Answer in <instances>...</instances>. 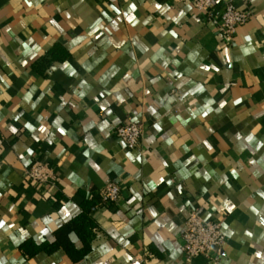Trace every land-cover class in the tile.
<instances>
[{
    "label": "crops",
    "instance_id": "obj_1",
    "mask_svg": "<svg viewBox=\"0 0 264 264\" xmlns=\"http://www.w3.org/2000/svg\"><path fill=\"white\" fill-rule=\"evenodd\" d=\"M229 4L251 13L233 42L190 1L0 0V264H264V0ZM40 164L54 184L26 178ZM88 204L90 251L49 252ZM195 210L218 263L181 252Z\"/></svg>",
    "mask_w": 264,
    "mask_h": 264
},
{
    "label": "built area",
    "instance_id": "obj_2",
    "mask_svg": "<svg viewBox=\"0 0 264 264\" xmlns=\"http://www.w3.org/2000/svg\"><path fill=\"white\" fill-rule=\"evenodd\" d=\"M190 1L199 10L204 12L208 21L215 25L218 31L233 42L239 27L246 25L251 13L239 10L233 4L225 7L222 13L216 12L217 0H184ZM116 136L125 144L128 150L139 147L143 136V125L130 122L116 129ZM26 178L42 185L54 184L57 180L54 170L45 165H36L30 168ZM122 188L118 183L111 182L101 193V205L116 204L121 198ZM181 252L188 260L205 258L218 263L226 245V237L221 224L205 220L198 210L192 211L184 226L182 234Z\"/></svg>",
    "mask_w": 264,
    "mask_h": 264
},
{
    "label": "trees",
    "instance_id": "obj_3",
    "mask_svg": "<svg viewBox=\"0 0 264 264\" xmlns=\"http://www.w3.org/2000/svg\"><path fill=\"white\" fill-rule=\"evenodd\" d=\"M55 55V54H53ZM52 55V56H53ZM87 210H85L84 214L82 215L80 221L75 222L73 225H69L64 227L58 233V240L57 243L52 246L48 247V251L51 252L53 250L62 247L68 253V255L75 261L78 262L83 259L84 255L90 251V242H87L90 236H92V232L95 229V225L92 219L89 216V212L94 208V205L88 204L86 206ZM72 232L78 233L86 243V248L83 251H77L73 244L69 240V234ZM36 252V251H34Z\"/></svg>",
    "mask_w": 264,
    "mask_h": 264
}]
</instances>
